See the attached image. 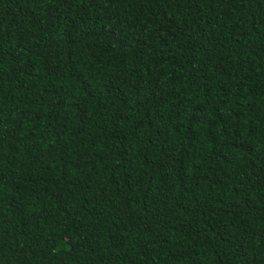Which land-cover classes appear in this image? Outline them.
<instances>
[{
    "label": "trees",
    "instance_id": "obj_1",
    "mask_svg": "<svg viewBox=\"0 0 264 264\" xmlns=\"http://www.w3.org/2000/svg\"><path fill=\"white\" fill-rule=\"evenodd\" d=\"M0 264H264V0H0Z\"/></svg>",
    "mask_w": 264,
    "mask_h": 264
}]
</instances>
